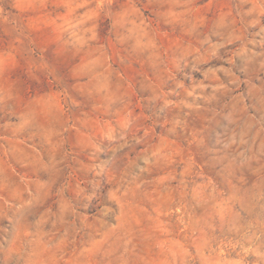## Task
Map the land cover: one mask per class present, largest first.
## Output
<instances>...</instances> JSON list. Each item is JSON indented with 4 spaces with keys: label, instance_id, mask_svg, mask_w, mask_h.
<instances>
[{
    "label": "rangeland",
    "instance_id": "obj_1",
    "mask_svg": "<svg viewBox=\"0 0 264 264\" xmlns=\"http://www.w3.org/2000/svg\"><path fill=\"white\" fill-rule=\"evenodd\" d=\"M0 264H264V0H0Z\"/></svg>",
    "mask_w": 264,
    "mask_h": 264
}]
</instances>
